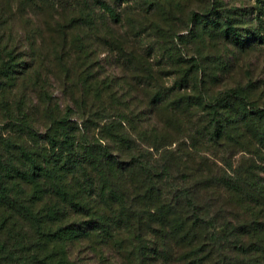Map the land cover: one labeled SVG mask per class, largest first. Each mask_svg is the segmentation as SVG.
Instances as JSON below:
<instances>
[{"label": "trees", "instance_id": "obj_1", "mask_svg": "<svg viewBox=\"0 0 264 264\" xmlns=\"http://www.w3.org/2000/svg\"><path fill=\"white\" fill-rule=\"evenodd\" d=\"M40 1L44 2L0 0V93L18 83H43L41 72L48 52L54 54V62L62 68L63 82L71 83L73 93L79 96L76 98L79 108L87 104L86 99L104 104L106 80L99 74L91 49L90 37L98 15L91 0H77L74 8L68 9L74 11L68 13L53 10L54 6L46 7L49 15H44V19H54V24L48 22L44 33L51 38L56 35L57 40L46 46L43 38L41 49L31 42L32 62L16 52L17 39L12 26L15 5L20 10L32 5L44 7ZM214 8L206 16L218 22L216 14H219L225 21V15ZM109 12L116 22L120 21L114 9L110 7ZM101 18L106 25L103 20L107 15L102 13ZM226 21L222 32L237 44H243L238 29L231 25L230 19ZM106 36L124 54L123 36L116 35L114 30H108ZM49 47L52 51L43 57L41 50ZM129 47L136 65L142 67L141 78L152 74L154 67L149 59L138 53L134 45ZM191 79L193 74L187 71L178 77L176 84L182 86L185 81L190 84ZM191 84L195 93H174L176 101L161 91L153 92L145 100L150 109L161 102L166 113L165 118L156 115L155 125L139 129L136 134L148 141L150 148L161 150L173 145L171 130L186 129L188 117L180 103L185 96L203 102L202 110L207 114L204 131L212 140L220 143L235 129L231 112L225 110L223 115L221 111L228 103L225 92L207 105L201 83ZM108 94L113 100L118 98L116 90ZM238 98L249 113L264 117V105H257L247 97ZM209 107L214 111L210 112ZM114 112L111 123L102 125L101 135L93 138L80 135L79 125L71 119L76 113L71 108L64 116L52 119L45 141H39L28 122L13 120L15 125L27 128L31 142L23 141L18 150L8 149L11 145L7 144L4 150L1 147L4 141H0V264H76L71 259L70 247L83 246L96 250L112 248L128 261L126 264H264V214L262 220V214L255 213L250 220L240 223L225 216L220 223L213 219L208 225L193 195L200 182L204 188L208 185V178L204 180L201 171L194 172L188 160L181 175L180 162L171 151H167L171 155L161 171L154 172L150 160L142 159L137 150L126 146L136 139L123 129L127 116L121 111ZM244 135L251 144L253 138ZM260 135L259 143L264 145V133ZM105 140H112L117 147ZM175 170L180 177L184 176L180 179L187 185L177 184L172 194L165 195L163 181L175 177ZM255 196L253 200L262 198ZM234 197L239 208L250 212L252 207L264 213L258 202L250 205L252 199L247 195L236 192Z\"/></svg>", "mask_w": 264, "mask_h": 264}, {"label": "rangeland", "instance_id": "obj_2", "mask_svg": "<svg viewBox=\"0 0 264 264\" xmlns=\"http://www.w3.org/2000/svg\"><path fill=\"white\" fill-rule=\"evenodd\" d=\"M91 1L96 5L98 14L90 37L91 49L99 65V74L106 80L105 103L86 99L87 104L79 108L76 103L79 96L73 93L71 83L63 82L65 74L62 68L54 62V54L47 52L52 51L51 47L44 52L41 50L43 57L47 52L45 67L41 72L43 83H18L14 88L10 86L4 94L0 91V141H4L1 147L5 150L4 147L9 144L11 148L8 149L18 150L23 141L31 142L26 134L27 128L15 125L13 120L28 122L39 141H45L52 119L64 116L71 108L76 112L71 119L79 125L80 135L93 138L101 135L102 125L111 123L116 113L114 111H121L128 118L123 123V129L136 139L126 146L137 150L142 159L150 160L155 167L154 172L161 171L163 163L172 153L180 162L181 175H184L183 165L188 160L194 172L201 171L204 180L208 178L209 183L205 188L200 182L197 185L200 188L193 192L202 209L201 215L208 219V225L212 224L213 219H218L220 223L225 216L237 223L248 221L255 213L262 214V220L264 213L261 209L251 207V211L247 212L239 208L234 194L239 192L249 199L259 195L262 198L252 199L250 205L258 202L264 211V145L258 140V136L264 133V117L261 119L255 113H249L238 98L247 97L257 105H264V0ZM44 2L40 1L44 7L32 5L20 10L15 5L14 8L12 26L17 39L16 52L28 62H32L31 42L41 49L43 38L46 39V46L57 40L56 35L51 38L50 34L44 33L47 23L54 22L51 18L50 21L44 19V15H49L46 7L54 6L53 10L61 13L73 12L68 9L74 8L77 0ZM110 7L120 15V21L116 22L111 16ZM213 7L225 15V21L219 14H216L218 22L214 17L206 16ZM102 13L108 17L103 20L106 25L102 24ZM227 19L238 29L243 44H237L222 32V25L227 24ZM108 30L123 36L124 54L107 40ZM129 45L137 47V52L149 59L154 67L152 74L141 78L142 67L136 65ZM187 71L193 74L194 80L191 79L190 84L185 81L182 86L176 84L178 77ZM194 81L201 83V93L206 97L207 105H212L211 101L220 92H225L224 99L228 103L221 111L223 115L225 110L231 112V124L235 129L220 143L212 140L204 131L207 114L202 110L203 102L197 103L195 98L185 96L186 99L183 98L180 103L188 117L186 129L171 130L173 145L161 150L150 148L146 143L148 141L136 134L139 129L155 125L156 115L165 118L166 113L161 102L150 109L145 105V100L153 92L161 91L176 101L174 93H195L191 84ZM113 90L118 92V98L114 100L108 94ZM209 109L210 112L214 111L211 107ZM244 133L253 138L251 144H248ZM222 141L227 143L223 144ZM105 143L117 147L112 140H105ZM180 173L176 171L175 177L162 180L165 195L172 194L177 184L187 185L180 179L184 178L180 177ZM226 251L229 252L228 249ZM237 253L240 251L237 250ZM70 256L76 264L128 262L120 253L108 247L100 250L85 246L80 249L70 247Z\"/></svg>", "mask_w": 264, "mask_h": 264}]
</instances>
